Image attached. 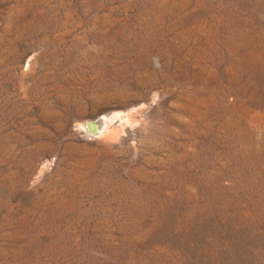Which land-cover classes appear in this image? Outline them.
Returning <instances> with one entry per match:
<instances>
[{"label":"rangeland","instance_id":"1","mask_svg":"<svg viewBox=\"0 0 264 264\" xmlns=\"http://www.w3.org/2000/svg\"><path fill=\"white\" fill-rule=\"evenodd\" d=\"M0 264H264V0H0Z\"/></svg>","mask_w":264,"mask_h":264},{"label":"bare ground","instance_id":"2","mask_svg":"<svg viewBox=\"0 0 264 264\" xmlns=\"http://www.w3.org/2000/svg\"><path fill=\"white\" fill-rule=\"evenodd\" d=\"M103 119V118H102ZM107 122H109V121H107ZM82 124V123H81ZM103 124H104V121L102 120V121H100L99 123H97V124H93V125H91V126H88V125H86V129H87V132H89V133H91V135H96V133L97 132H103V131H105V129L106 128H104L103 130H102V128H103ZM109 124V123H108ZM106 126V125H105ZM82 127V126H81ZM102 132H101V134H102Z\"/></svg>","mask_w":264,"mask_h":264},{"label":"water","instance_id":"3","mask_svg":"<svg viewBox=\"0 0 264 264\" xmlns=\"http://www.w3.org/2000/svg\"><path fill=\"white\" fill-rule=\"evenodd\" d=\"M93 124H97V122L96 121H93V120H90V121L87 122V125L88 126H91Z\"/></svg>","mask_w":264,"mask_h":264}]
</instances>
